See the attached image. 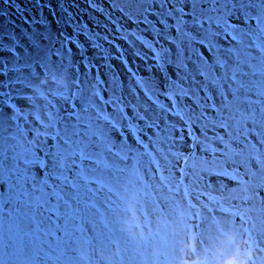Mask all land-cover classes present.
<instances>
[{
  "label": "rangeland",
  "instance_id": "374dc122",
  "mask_svg": "<svg viewBox=\"0 0 264 264\" xmlns=\"http://www.w3.org/2000/svg\"><path fill=\"white\" fill-rule=\"evenodd\" d=\"M0 264H264V0H0Z\"/></svg>",
  "mask_w": 264,
  "mask_h": 264
},
{
  "label": "trees",
  "instance_id": "16d2710c",
  "mask_svg": "<svg viewBox=\"0 0 264 264\" xmlns=\"http://www.w3.org/2000/svg\"><path fill=\"white\" fill-rule=\"evenodd\" d=\"M46 6H48V5H46ZM51 6H53V4L51 5ZM59 6H62V8H63V6L64 5H59ZM54 7V6H53ZM63 18L65 19V26L66 27H64V32L65 33H67V34H69L68 36H72V38L73 39H75V41L77 42V46H70V49H71V52L73 53V54H75V53H77V51H76V49H78L79 51L80 50H82L81 48L83 47L84 48V44H83V41L81 42V39L83 38V37H79V36H85V35H87L84 31L82 32H79V31H77V32H75V34H73L72 33V29H71V26L73 27V19H72V17L71 18H69L68 16H72L71 15V13H69L68 12V10H67V8H65V6H64V8H63ZM106 13V12H105ZM104 19H106L107 21L109 20V19H107L106 18V16L104 17ZM209 23V22H208ZM208 23H207V25H208ZM213 25H215V24H213ZM216 26V25H215ZM119 28H122L121 26H120V24L118 23V25H115V28H114V26H113V29L116 31V30H118ZM223 28H224V26H223ZM66 29V30H65ZM216 29H219V28H217V26H216ZM234 36V35H233ZM87 39V40H86ZM83 40H85V41H87V42H90V39H89V37L87 36V37H85V38H83ZM89 45L91 44V43H88ZM91 45H94V44H91ZM6 52V51H5ZM10 54V53H9ZM65 58H66V56H65ZM59 60V59H58ZM62 61H65V59H62ZM7 66V65H6ZM6 66H5V68H6ZM26 69V68H25ZM73 69V66H70L69 67V71H71ZM25 75H26V72L24 73ZM38 74L39 75H48V76H52V74L55 76V72H53L50 68H49V70H47V67H44V66H40L39 67V71H38ZM47 76V77H48ZM80 88H83V83L81 82V85H80ZM165 95H167L169 98H172V101H173V105H171V107H170V109L171 110H174L175 109V111H177L178 113H182V110L176 105V98L175 97H178V94H174L171 90H167L165 93H164ZM173 107H174V109H173ZM163 108H165V109H168L165 105L163 106ZM195 142H196V140H195ZM188 180H189V178H188Z\"/></svg>",
  "mask_w": 264,
  "mask_h": 264
}]
</instances>
